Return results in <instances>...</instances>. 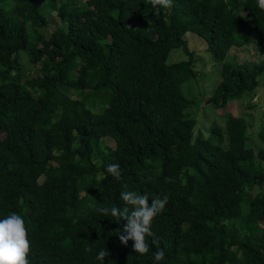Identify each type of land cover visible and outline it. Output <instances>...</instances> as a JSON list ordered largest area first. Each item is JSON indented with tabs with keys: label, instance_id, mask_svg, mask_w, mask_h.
<instances>
[{
	"label": "trees",
	"instance_id": "trees-1",
	"mask_svg": "<svg viewBox=\"0 0 264 264\" xmlns=\"http://www.w3.org/2000/svg\"><path fill=\"white\" fill-rule=\"evenodd\" d=\"M56 1L0 0V219L22 216L29 264H100L102 249L105 264H154L157 248L160 264H264V167L249 125L205 110L199 123L183 89L196 78L191 32L220 63L208 110L256 91L264 62L226 58L254 39L264 56L257 0ZM52 17L33 42L29 28ZM175 50L187 58L170 64ZM256 156L264 164V148ZM122 191L169 197L144 255L120 241L126 220L98 211L123 208Z\"/></svg>",
	"mask_w": 264,
	"mask_h": 264
},
{
	"label": "rangeland",
	"instance_id": "rangeland-1",
	"mask_svg": "<svg viewBox=\"0 0 264 264\" xmlns=\"http://www.w3.org/2000/svg\"><path fill=\"white\" fill-rule=\"evenodd\" d=\"M55 0H46L48 4L54 2ZM65 0H57V4H62ZM86 1V0H85ZM54 16H56L54 14ZM52 25L50 29L47 27L45 29H39L36 27H30L29 31L35 42V37L38 34L50 33L55 24H59V19L57 17H52ZM185 39L188 42L189 48L195 53V76L196 78L192 82H187L183 89L188 98L196 101L200 105V109L197 110V116L199 123H201L202 118L205 119L206 115L209 114L211 118H216L221 124L225 123L230 118H243L249 125V133L251 135L252 147L255 150V161L256 165L264 167V164L257 159V153L260 149L264 148V142L259 138V131H261L262 125L264 124V73L259 78V87L256 91L251 93H246L242 98L235 101H228L225 108L219 110H208L211 93L215 86L219 84V68L220 63L213 58L208 53L207 42L198 37L197 35L189 32ZM256 40L254 39L248 46L242 48H232L230 53L226 58V62L232 65H241L246 67H253L264 62V56L258 53L256 47ZM23 62L26 64L29 70V62L27 54L20 55ZM187 58V54L183 50H175L170 56V64L180 62ZM40 66V65H39ZM37 67V65H36ZM28 73V72H27ZM39 73L34 72L28 73L29 77L32 75L36 76ZM203 110L207 114H204ZM201 112V113H200ZM193 113H196L193 110ZM203 115V117H201ZM107 144L114 146L111 139L105 140Z\"/></svg>",
	"mask_w": 264,
	"mask_h": 264
},
{
	"label": "clouds",
	"instance_id": "clouds-1",
	"mask_svg": "<svg viewBox=\"0 0 264 264\" xmlns=\"http://www.w3.org/2000/svg\"><path fill=\"white\" fill-rule=\"evenodd\" d=\"M149 3L156 8H170L173 0H149ZM257 7L264 11V0H257ZM105 171L113 176L116 180L121 178V168L119 164H108ZM168 182H171L170 180ZM120 199L124 207L117 206L101 207L98 209L101 215L111 216L126 220L124 235H120V241L126 246L128 241H132L133 251L137 254L144 255L149 251L147 237H153L151 225L154 218L160 214L168 203V195L162 198L157 196L151 199L147 194H138L134 191H122ZM226 222V221H225ZM156 243V240H153ZM91 251V249H88ZM30 252V241L28 239L27 229L21 215L13 212L5 218L0 219V264H29L28 254ZM109 252L102 249L99 251L96 259L100 264H105V258ZM165 252L157 248L153 253L154 264H160L164 259Z\"/></svg>",
	"mask_w": 264,
	"mask_h": 264
}]
</instances>
